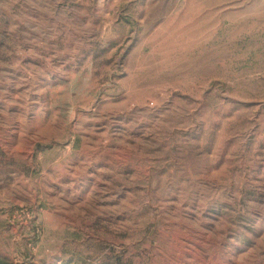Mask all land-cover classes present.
<instances>
[{
    "label": "rangeland",
    "instance_id": "1",
    "mask_svg": "<svg viewBox=\"0 0 264 264\" xmlns=\"http://www.w3.org/2000/svg\"><path fill=\"white\" fill-rule=\"evenodd\" d=\"M0 264H264V0H0Z\"/></svg>",
    "mask_w": 264,
    "mask_h": 264
}]
</instances>
